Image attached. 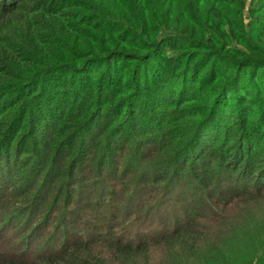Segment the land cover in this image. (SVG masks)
<instances>
[{
	"label": "trees",
	"instance_id": "obj_1",
	"mask_svg": "<svg viewBox=\"0 0 264 264\" xmlns=\"http://www.w3.org/2000/svg\"><path fill=\"white\" fill-rule=\"evenodd\" d=\"M252 196L264 0H0V264H231L202 221Z\"/></svg>",
	"mask_w": 264,
	"mask_h": 264
},
{
	"label": "rangeland",
	"instance_id": "obj_2",
	"mask_svg": "<svg viewBox=\"0 0 264 264\" xmlns=\"http://www.w3.org/2000/svg\"><path fill=\"white\" fill-rule=\"evenodd\" d=\"M94 176V173H91ZM92 176H89L92 177ZM94 178L91 184H97ZM166 185L165 183L154 184L152 188L160 189L161 186ZM101 189L98 187V190ZM181 191V190H180ZM179 193V192H178ZM248 199L246 201H241L239 199L232 200V198H227L220 205H216L217 209L212 210L211 212H206V219H203V226L200 228L207 238V243L205 248L201 249V254H207L211 252V244L217 243V245L225 251L228 248L232 249V260L231 264H248L246 262L249 254H253V245L250 242H246L249 247V252H246L243 249V244L238 237L242 235V231L248 235L247 241L252 237L264 238V199H257L254 196L251 198H243L241 200ZM163 195L156 194L155 198L150 200L152 205H157L158 202H161ZM166 201V200H165ZM162 205V209L167 212H175L179 209L182 211L184 204L182 201L176 203L175 201L170 200L169 204ZM163 203V202H162ZM181 207V208H180ZM152 212L155 213V206L149 208ZM148 209L144 210L143 215L138 222L141 223L142 218L146 219V216L152 217V212L150 213ZM157 213H159L157 211ZM3 220L0 219V251L5 249H12L14 246L18 245V239L14 236L8 234V231H1V224ZM19 219L14 222L10 231H14L19 223ZM149 222V221H148ZM147 222V223H148ZM150 222L147 224L149 225ZM3 227V226H2ZM19 233V232H18ZM245 241V239H244ZM3 247V248H2ZM161 251L154 254V260L158 264L161 261ZM190 264H200L197 260H192Z\"/></svg>",
	"mask_w": 264,
	"mask_h": 264
}]
</instances>
